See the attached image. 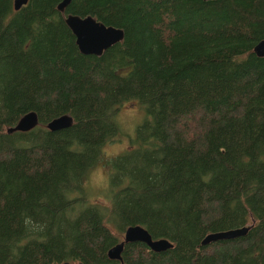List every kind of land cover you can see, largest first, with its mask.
<instances>
[{
	"label": "trees",
	"instance_id": "obj_1",
	"mask_svg": "<svg viewBox=\"0 0 264 264\" xmlns=\"http://www.w3.org/2000/svg\"><path fill=\"white\" fill-rule=\"evenodd\" d=\"M60 1L28 0L14 10L13 0H0V106L10 112L8 123L0 122L1 237L13 236L20 231L26 209L42 206L41 193L48 187L53 174L75 168L73 155L79 147L77 142L86 145L88 139L98 138V133L103 131L101 124L90 119L98 115L95 111L102 101L119 99L121 104L128 102L127 94L151 79L152 61L147 58V53L152 54L153 44L168 48L190 36L202 40L232 37L252 40L246 28L257 20L263 0H71L64 13L57 10ZM68 14L89 15L105 25L121 28L125 32L124 40L99 57L83 55L64 22V16ZM253 41L258 40L253 38ZM243 43L241 41L240 49L247 46ZM252 49L239 50L234 43L224 42L211 53L204 49L201 53L192 52L205 58L187 74V79L198 80V86L191 92L197 99L192 110L181 109L184 105L178 101H186L185 93H178L171 87V82H176L177 78L185 80L184 74L157 81L166 102L173 108L169 113L166 112L168 108L165 112L162 110L158 121L164 122L169 144L174 142V136L177 139L178 153L170 158V161L176 159L177 164L171 174L168 173V181L170 179L184 189L199 185L201 190L194 201V220L205 226L206 233L209 224L225 210L228 202L238 204L246 200L249 205L247 215L254 210L260 212L264 224V57H257ZM218 76L224 79L219 80ZM189 89L192 91V87ZM209 93L215 94L201 98ZM31 110L38 113L39 125L21 132L27 135L25 141H10L8 137L15 132L7 134L3 127L14 125L21 115ZM82 112L87 115L80 118ZM64 113L72 117L74 114L77 124L62 132H52L45 127L49 120ZM197 113L202 129L192 137L187 126L194 121L190 116ZM85 119L87 124L79 128ZM104 122L114 128L107 116ZM231 122L241 123L243 127L230 129L227 126ZM226 141L233 142L231 150L244 149L242 153L246 155L243 158L246 161L235 171L228 163L229 152L223 155L219 151L217 142ZM201 169L216 171L211 185L202 186L196 180ZM224 173L231 174L230 179L219 185L218 178ZM82 189L84 191L80 185L75 192ZM192 198L191 194H182L180 220L188 215L192 218L189 208ZM165 199L169 201L171 197ZM88 207L94 212L97 210L95 204ZM225 229L229 228L219 230ZM248 233L232 240L205 246L199 244L195 251L210 257L207 264H263L246 252L260 244L264 232L253 238H249ZM99 234L96 230L92 234L88 232L81 247L76 246L73 253L68 252L60 261L68 260L70 256L73 264H77L75 260L80 257L84 264L110 262L108 249L102 248ZM136 243L141 242L126 244L122 255L128 246ZM87 247L86 254L84 249ZM172 248L156 253L149 248L131 247L128 259L123 261L125 264H176L173 256L158 257ZM42 249L34 264H53L56 251ZM0 254L10 258L4 245H0ZM30 260L28 254L25 264H30ZM246 260L249 263H245Z\"/></svg>",
	"mask_w": 264,
	"mask_h": 264
},
{
	"label": "rangeland",
	"instance_id": "obj_2",
	"mask_svg": "<svg viewBox=\"0 0 264 264\" xmlns=\"http://www.w3.org/2000/svg\"><path fill=\"white\" fill-rule=\"evenodd\" d=\"M246 30L250 32L252 40H249V37L202 40L190 36L168 48H163L158 43L153 44L152 54L147 53V58L152 61L151 67L149 63L151 79L144 82L136 91H130L127 94L128 102L121 104L122 101L119 99L102 101L95 111L98 115L90 121H99L103 131L98 133L99 136L95 140L88 139L86 145L84 142H77L79 147L73 155L76 159L75 168H66L64 172L53 174L48 180V187L41 193L42 206L37 209H26L24 225L20 231L13 236L12 234L8 237L0 236V245L6 246L10 257L6 259L5 254H0V264L28 263V254L31 257L30 264H34L37 253L43 247L55 250L54 263L61 262L62 257L67 256L68 252L73 253L76 246L81 247L83 238H86L88 232L92 234L95 230L102 238V248L107 250L112 243L123 239L124 230L130 224H139L152 235H161L173 243L172 250L162 253L159 258L169 255L173 256L176 264H207L210 257L206 254L198 255L195 251L200 244L199 239L206 233L205 226L198 225L194 220V201L201 188L198 185L184 189L173 184L170 179L168 181V173L171 174L173 166L177 164L176 159L170 161V158L178 153L175 144L177 139L174 136V142L169 144L164 122L158 121L162 110L168 108L166 112L169 113L173 108L166 102L167 98L161 92L157 81L163 77L166 81L170 77H180L184 74L186 79L177 78L176 82H171L173 84L171 87L178 93H185L186 101H178L184 105L181 109L192 110L197 99L191 92L198 86V80L187 79V74L194 66L199 63L201 65L205 59L192 52L201 53L204 49L207 53H211L221 48L224 42L234 43L239 50L249 48L247 51H250L255 43L253 38L254 40L264 38V0L257 20L250 23ZM241 41L247 45L242 49H240ZM247 51L240 54H245ZM217 78L224 79L220 76ZM227 81L233 82L229 79ZM233 84L236 88L238 80ZM203 86L204 89L207 88ZM189 87H192V91ZM106 90L109 91V88L107 87ZM213 94L215 93H209L201 98H208ZM86 115L87 113L82 112L80 118ZM105 115L112 121L113 129L104 122ZM198 115L199 113L189 115L194 119L193 123L187 126L192 137L202 129ZM9 116L8 109L0 106V122L8 123ZM74 118L77 119L73 114L71 127L58 132L75 126L77 121L74 123ZM86 124L85 119L79 128ZM227 127L240 130L243 124L231 122ZM5 128L3 127V130ZM25 136L27 135L24 133L15 132V135L8 138L18 143L24 140ZM217 143L221 154L229 152L228 163L234 171L246 161V158L243 159L246 156L242 153L244 149L231 150L232 141ZM60 167L63 168L61 163ZM215 172L211 169H201L196 174V180L202 186H209L215 180L214 176L217 174ZM230 175L220 174L219 185L226 183ZM80 185L84 187V191L82 189L78 190L79 193L75 192ZM182 194L193 196L189 205L192 218L188 215L180 220L182 204L179 202ZM168 196L171 197L169 201L165 199ZM89 204L97 205V210L94 212L88 207ZM227 204L218 218L209 224L211 228H207L208 232L211 229L219 230L239 225L238 227H249V238L255 235L260 237L263 234L262 214L254 210L247 215L246 208L249 205L246 200L238 204L233 202ZM260 239H262L260 244L248 249L246 255L253 256L255 260L264 264V238ZM131 247L148 249L141 243L132 244L126 248L122 260L128 259ZM88 248L84 249L86 254ZM68 260L72 261L70 256ZM75 261L77 264H84L82 257ZM245 263L249 261L246 260Z\"/></svg>",
	"mask_w": 264,
	"mask_h": 264
},
{
	"label": "water",
	"instance_id": "obj_3",
	"mask_svg": "<svg viewBox=\"0 0 264 264\" xmlns=\"http://www.w3.org/2000/svg\"><path fill=\"white\" fill-rule=\"evenodd\" d=\"M28 0H13L14 10H18L25 5ZM71 0H61L57 4V10L64 13L65 8ZM64 22L69 27L75 37V43L79 52L83 55L101 56L104 51L112 46L121 43L124 40L125 32L123 29L113 25H105L92 16H78L68 14L64 16ZM257 57H264V38L258 40L252 49ZM73 124V117L64 113L49 120L45 127L49 131H60L67 129ZM39 125L38 113L34 110L28 111L21 115L14 125L6 128V133L27 132ZM249 227L241 226L225 230H218L206 233L200 241V245L205 246L221 240H232L243 237L248 233ZM144 243L153 252H162L172 248L170 240L159 237L154 238L150 232L139 224H130L126 227L123 239L107 250V256L110 262L106 264H117L112 261H120L124 246L128 243ZM54 264H73L69 261L56 262Z\"/></svg>",
	"mask_w": 264,
	"mask_h": 264
},
{
	"label": "flooded vegetation",
	"instance_id": "obj_4",
	"mask_svg": "<svg viewBox=\"0 0 264 264\" xmlns=\"http://www.w3.org/2000/svg\"><path fill=\"white\" fill-rule=\"evenodd\" d=\"M4 132L6 133V128L4 129ZM8 134V133H7ZM117 243V242H116ZM173 244V243H172ZM174 246V245H173ZM172 246V247H173ZM125 247V246H124ZM108 257V256H107ZM113 263H117V264H125L124 261L122 260V254H121V260L120 261H112Z\"/></svg>",
	"mask_w": 264,
	"mask_h": 264
}]
</instances>
